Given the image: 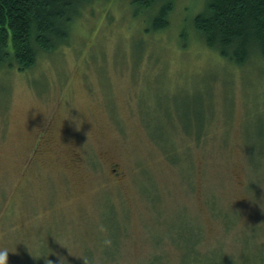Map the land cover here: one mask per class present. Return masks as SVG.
Returning <instances> with one entry per match:
<instances>
[{
  "label": "rangeland",
  "instance_id": "374dc122",
  "mask_svg": "<svg viewBox=\"0 0 264 264\" xmlns=\"http://www.w3.org/2000/svg\"><path fill=\"white\" fill-rule=\"evenodd\" d=\"M205 2L147 33L133 0H99L0 68L8 264H264V58L209 47L187 22Z\"/></svg>",
  "mask_w": 264,
  "mask_h": 264
},
{
  "label": "trees",
  "instance_id": "16d2710c",
  "mask_svg": "<svg viewBox=\"0 0 264 264\" xmlns=\"http://www.w3.org/2000/svg\"><path fill=\"white\" fill-rule=\"evenodd\" d=\"M97 1L0 0V68L32 69L40 50L54 52L71 41L77 17L83 9L89 13ZM133 1L143 9L141 16L150 15L142 32L169 26L176 0ZM187 22L209 47L235 65L264 58V0H206Z\"/></svg>",
  "mask_w": 264,
  "mask_h": 264
},
{
  "label": "clouds",
  "instance_id": "9594fccd",
  "mask_svg": "<svg viewBox=\"0 0 264 264\" xmlns=\"http://www.w3.org/2000/svg\"><path fill=\"white\" fill-rule=\"evenodd\" d=\"M70 113L65 117H69ZM73 119L76 120L75 117ZM8 253H9V248L8 247H0V264H8ZM47 264H53L52 260H47ZM60 264H63L62 259L60 258Z\"/></svg>",
  "mask_w": 264,
  "mask_h": 264
},
{
  "label": "bare ground",
  "instance_id": "6f19581e",
  "mask_svg": "<svg viewBox=\"0 0 264 264\" xmlns=\"http://www.w3.org/2000/svg\"><path fill=\"white\" fill-rule=\"evenodd\" d=\"M255 241H256V240H255ZM255 241H254V242H255ZM250 246H251V245H250ZM248 249H249V248H248Z\"/></svg>",
  "mask_w": 264,
  "mask_h": 264
}]
</instances>
